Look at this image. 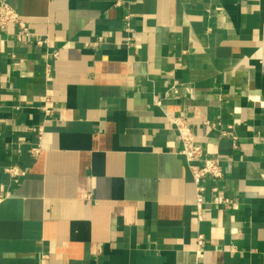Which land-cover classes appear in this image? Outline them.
Segmentation results:
<instances>
[{"label":"crops","instance_id":"0c3cea01","mask_svg":"<svg viewBox=\"0 0 264 264\" xmlns=\"http://www.w3.org/2000/svg\"><path fill=\"white\" fill-rule=\"evenodd\" d=\"M1 2L0 264H264V0ZM168 116L221 159L202 222Z\"/></svg>","mask_w":264,"mask_h":264},{"label":"built area","instance_id":"2783aa9c","mask_svg":"<svg viewBox=\"0 0 264 264\" xmlns=\"http://www.w3.org/2000/svg\"><path fill=\"white\" fill-rule=\"evenodd\" d=\"M129 18L126 19V26L129 29ZM12 25H18L20 28V36L24 38L29 34L27 26L24 24L22 17L8 4L5 2L0 3V29H6ZM100 43V42H99ZM99 43L93 44L96 48ZM41 45V43H39ZM49 73V71H47ZM176 92V91H175ZM264 107V105H263ZM46 117H51L53 114V105L48 97L45 99V105L42 108ZM170 125L179 135L181 141V151L180 155L185 158L188 163L189 171L192 175L193 184L196 189V216L198 222L203 221V211L205 206V195L208 191V187L205 186V181L215 182L216 185L210 187V192L213 196L217 197L218 204L223 207L229 208L233 206V201L226 194L221 193V189L218 186V182L224 179V171L221 163V159L216 158H206L205 151L201 145L197 143V140L191 130V127L185 117H170L168 116ZM214 127V125H212ZM232 129V127H230ZM44 132L43 128L39 129L40 140L42 139V134ZM232 143L234 149H238V139L237 137L232 138ZM40 152V147H35L32 149L34 155H38ZM8 173L14 177L19 178L25 175V173L20 172L16 168L8 170ZM205 247L204 237L200 235L197 238L196 244V257L198 260L204 257L203 251Z\"/></svg>","mask_w":264,"mask_h":264}]
</instances>
